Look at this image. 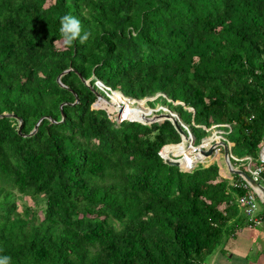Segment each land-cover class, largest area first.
I'll list each match as a JSON object with an SVG mask.
<instances>
[{
    "label": "trees",
    "instance_id": "trees-1",
    "mask_svg": "<svg viewBox=\"0 0 264 264\" xmlns=\"http://www.w3.org/2000/svg\"><path fill=\"white\" fill-rule=\"evenodd\" d=\"M65 15L91 33L85 44L62 46ZM67 67L75 72L60 81L70 90L55 81ZM77 74L94 89L98 80L130 99L154 97L145 103L176 113L194 144L207 132L191 121L228 124L219 129L231 153L253 161L264 141V0H0V114L21 119L17 133V120L0 116V257L203 261L244 223L237 198L246 190L233 186L240 177H221L215 161L165 164L158 151L181 140L171 121L117 123L90 107L97 96L95 105L114 113ZM22 196L33 204L18 209Z\"/></svg>",
    "mask_w": 264,
    "mask_h": 264
},
{
    "label": "built area",
    "instance_id": "built-area-1",
    "mask_svg": "<svg viewBox=\"0 0 264 264\" xmlns=\"http://www.w3.org/2000/svg\"><path fill=\"white\" fill-rule=\"evenodd\" d=\"M108 89V88H107ZM108 91L111 92L110 89H108ZM152 98V97H150ZM148 100V98L146 99ZM173 103V102H172ZM186 109L190 110L191 112L193 111L192 108L190 107H185ZM169 112V111H168ZM174 115V117L176 118V120L179 123V126L182 128L183 132L185 133L186 138L183 139L181 141V143L177 144V143H169V144H165L163 145L160 150L158 151V155L160 158H164V157H168L171 159H184L185 160V165L180 166L179 168L182 170H189L191 169L193 166L196 165V163H200L202 162L201 159L205 160L206 156L202 155L200 153L201 149H206L210 146H212V155H218L222 149L220 146V141H223L224 143H227V145H229V141L224 137V131H222L221 129H219V127H229L228 124H211L210 126L206 127L202 124H194L192 121L190 122L191 126L194 127H200L201 129H203L204 131L208 132L210 130L213 129V133H211L209 136L207 137H202L199 142L197 144L193 143V136L192 133L189 129L188 124L183 123L180 118L178 117V115L172 113ZM217 138L216 142H212L211 144L209 143L211 140ZM178 146L181 145L183 148L180 152L178 153H174L172 151H169L167 153H163V149L166 146ZM229 148V146H227ZM197 156V158L195 157ZM230 159L233 160V162H242L245 161L247 163V165H250L252 162L251 157L249 156H244L243 158H237V157H233L230 155V150H229V162ZM256 165L252 168V169H248L247 166V170H249V175L250 177L256 181V182H261V185L264 187V179L260 176V172L262 171V166L264 165V152H260L256 158ZM195 163V164H194ZM240 177V176H239ZM241 181H235L233 183V186H239L243 189H245V193L240 195L237 198V203L239 204V206L242 208L243 213L246 217L245 221H246V226L249 227H254L255 225H258L261 233L264 237V213H257V204H256V197H261V193H259L258 191H255L245 180L242 179V177H240ZM242 228V226H236L232 228V233H235L236 231H239ZM196 264H204L203 261L198 262Z\"/></svg>",
    "mask_w": 264,
    "mask_h": 264
},
{
    "label": "crops",
    "instance_id": "crops-1",
    "mask_svg": "<svg viewBox=\"0 0 264 264\" xmlns=\"http://www.w3.org/2000/svg\"><path fill=\"white\" fill-rule=\"evenodd\" d=\"M263 143L264 141L260 145L258 154L261 152V148L264 145ZM231 145V142H229V145H227L229 146V150ZM230 155L233 157H237L236 155H233L231 153V150ZM214 156L216 157L215 163L218 166V174L221 177L231 179V176L229 175L231 173L228 172L223 161L219 160L220 158H222V154L219 153L218 155ZM243 157L244 156L237 158L241 159ZM229 163L234 169L241 170L248 176H250L249 170H247V166L248 169H252L256 165L257 161L256 159H254L250 165H247L245 161ZM262 171L264 172V165L262 166ZM258 183L261 184L260 181ZM255 199L257 204V213H264V193H261L260 198L256 197ZM243 219L244 223L243 225H240L242 226V228L239 231H236L235 233H230L231 235H240V237L237 239V243H235L233 247H216L204 258V264H264V237L261 233V230L258 225H255L254 227L246 226V218Z\"/></svg>",
    "mask_w": 264,
    "mask_h": 264
},
{
    "label": "water",
    "instance_id": "water-1",
    "mask_svg": "<svg viewBox=\"0 0 264 264\" xmlns=\"http://www.w3.org/2000/svg\"><path fill=\"white\" fill-rule=\"evenodd\" d=\"M68 71H73L75 72L73 69H71L70 67H67L66 69L62 70L60 73L57 74V76L55 77V81L56 83L64 88V89H67V90H70L65 84H63L61 81H60V76H62L63 74L67 73ZM78 75V74H77ZM79 76V75H78ZM91 78V77H90ZM89 78V79H90ZM79 79L80 81L86 85L87 87H89L88 84H85V82L87 83V81H89V79H84L82 77L79 76ZM100 84H102L100 81H98ZM90 88V87H89ZM92 90V89H91ZM93 91V90H92ZM94 92V91H93ZM95 94V93H94ZM74 101L71 102V103H67L69 105H74L76 102H77V97H76V94H74ZM96 95V94H95ZM97 97V96H96ZM147 98H143L141 99L140 101H145ZM170 101V100H169ZM176 103H180L182 104L181 102H173V104H176ZM61 106V105H60ZM123 107V106H122ZM121 105L117 108V111H116V121L120 120V114H121ZM0 116H10V117H13L17 120V133H20V126H21V119L18 117V116H15L14 114L12 113H3V114H0ZM42 117H40L34 124L32 130L25 134L26 136H29L31 134H33L36 130V127L40 121ZM63 119V115H61V119L58 121H62ZM144 121L142 123L144 124H149L151 122H154V121H161L163 119H168L171 121V123L173 124L174 128L176 129V131L179 133L180 137H181V140L177 143H181V141L183 139L186 138L185 136V133L183 132L182 128L179 126V123L178 121L176 120V118L174 117V115L171 113V112H168V111H165V112H159L158 114H155L153 115L152 117H144ZM23 135V134H22ZM220 146H221V149H222V161L224 163V165L226 166L227 170L229 173L231 174H236L240 177H242L243 180H245L253 189H255L256 191H259L261 193H264V187L259 184L258 182L254 181L250 176H248L246 173H244L243 171L241 170H238V169H234L231 164L229 163V148L227 147V143H224L223 141H220ZM264 144V143H263ZM212 146L206 148V149H201L200 150V153L206 157H210L212 155ZM261 152H264V145L262 146L261 148ZM163 162L167 165H170V166H175V167H180L181 165H185V160L184 159H180V160H177V159H171V158H168V157H164L163 159Z\"/></svg>",
    "mask_w": 264,
    "mask_h": 264
},
{
    "label": "rangeland",
    "instance_id": "rangeland-1",
    "mask_svg": "<svg viewBox=\"0 0 264 264\" xmlns=\"http://www.w3.org/2000/svg\"><path fill=\"white\" fill-rule=\"evenodd\" d=\"M89 79V78H88ZM90 80V79H89ZM92 80H94V79H92ZM92 82V81H91ZM94 82H97V80H94L93 81V83ZM85 84H87L86 82H85ZM95 85L98 87V88H95V90H98V89H101L103 86L102 85H100V84H98V83H95ZM88 89H90L91 90V88H89L88 87ZM103 90L107 93V94H109L110 96H111V93H114V91H108V89H107V87H103ZM92 91V90H91ZM101 91V90H100ZM105 93V94H106ZM116 93L117 94H119V96H120V92H118V91H116ZM121 97V96H120ZM148 98V100H150V99H153L154 97H152V98H150V97H147ZM97 97L96 96H94V101L91 103V105H90V107L91 108H93V109H103V110H105L106 111V113L107 114H109V116L111 115V119L112 120H114V121H116V116H115V114L114 113H109L108 111H107V109L105 108V107H99V106H96L95 105V102L97 101ZM123 100H126V99H124L123 98ZM110 106H111V109H112V111H117V108L120 106V104H121V102H119V103H116L115 105L113 104V100L110 98ZM146 101V100H145ZM145 101H141V102H139V101H135V103L136 102H138L137 104H133V101L132 100H128V104H125V102L123 103V104H125V105H123V107H122V105H121V116L122 117H124V118H129V116H128V112H125V110H124V108H125V106H131L132 107V111H131V114L132 115H134V114H136L135 112L136 111H138V114L140 115L141 114V108H139L140 106H142L146 111H147V115H144V116H147V117H152L153 115H155V114H158V111H160V112H165V111H169L165 106H163V105H160L159 103H156V104H154V107H149L146 103H145ZM114 105V106H113ZM123 113H125V114H123ZM127 114V115H126ZM131 114H129V115H131ZM174 114H176V113H174ZM151 115V116H150ZM183 118H185V116L183 115V117H182V120H184ZM123 120V119H122ZM118 123V122H117ZM211 133H213V129L212 130H210V131H208L207 132V134H206V136L205 137H207V136H209ZM228 136V135H227ZM164 150H166L165 148L163 149V152H164ZM170 151H172V150H170ZM174 153H178V152H174ZM220 154H222V152H220ZM196 158H197V156H195ZM204 159V158H203ZM203 159H201L202 160V162H200L202 165H204V166H207L208 164H210L211 162H213V161H215L216 162V157L215 156H213V155H211L210 157H206V159L205 160H203ZM220 161L222 160V158H220L219 159ZM195 164V163H194ZM16 203H17V207H18V209H20V206H21V202L22 201H24L25 203H26V205H32L33 204V201L28 197V196H22V198L21 199H17L16 198ZM238 212H240V220L242 221L243 220V218H246L245 216H244V213H243V210H242V208L241 207H239L238 208ZM237 224H239V222H236ZM240 225V224H239ZM238 226V225H237ZM233 228V227H232ZM231 228V229H232ZM222 235V237L219 239V242H218V244L216 245V247H220V248H227V247H233L234 246V244L235 243H237V239L240 237V235H237V234H233V235H231V234H225V233H222L221 234Z\"/></svg>",
    "mask_w": 264,
    "mask_h": 264
},
{
    "label": "clouds",
    "instance_id": "clouds-1",
    "mask_svg": "<svg viewBox=\"0 0 264 264\" xmlns=\"http://www.w3.org/2000/svg\"><path fill=\"white\" fill-rule=\"evenodd\" d=\"M59 35H60L61 40H62V46L70 48L73 46L74 42H76V41H79V43L81 45L85 44L89 40L91 33L88 31L82 30L81 22L79 19H77L76 17L71 16V15H65V16L61 17V19H60ZM101 85L103 87H105L103 84H101ZM120 96L124 99L126 98V100L137 101L136 99H130V98L124 97V96H122V94H120ZM145 98H147V97H145ZM139 100H141V99H139ZM169 112L174 113L170 110H169ZM121 120L122 119H120L116 122H120ZM123 120H126V119H123ZM0 264H10V257H7V256L0 257Z\"/></svg>",
    "mask_w": 264,
    "mask_h": 264
},
{
    "label": "bare ground",
    "instance_id": "bare-ground-1",
    "mask_svg": "<svg viewBox=\"0 0 264 264\" xmlns=\"http://www.w3.org/2000/svg\"><path fill=\"white\" fill-rule=\"evenodd\" d=\"M95 83H98V84H100L98 81L97 82H95ZM87 84L89 85V83H88V81H87ZM101 85V84H100ZM89 87L96 93V95H98L102 100H104V102H106L107 104H110V98L113 100V104L115 105L116 103H119L118 101H117V96H119V94H117L116 93V91H114V93H111V96L109 95V94H107L104 90H103V87L101 88V89H98V90H95L91 85H89ZM96 88H98L97 86H96ZM100 90H101V92H103L106 96H107V98L108 99H105L102 95H100L99 94V92H100ZM126 99V98H125ZM137 101H140V100H137ZM135 103V101H133V104ZM138 102H136L135 104H137ZM125 104H128V100H125ZM125 104H120V105H125ZM113 105V106H114ZM111 107V106H110ZM139 108H141V109H144L142 106H140ZM112 110V109H111ZM115 114H116V111H113ZM129 116V118H124V117H122L121 116V114H120V119H126V120H128V121H139V122H143L145 119H144V117H147V116H142V114H140V115H138V116H136V115H128ZM151 116V115H150ZM138 118V119H137ZM139 119H142L143 121H141V120H139ZM217 141V138H215V139H213V140H211L210 141V144L212 143V142H216ZM181 148V149H180ZM182 146L181 145H176V146H166L165 147V149L166 150H164V154L165 153H167V152H169L170 150H172V152H175V150H177V149H179V151L178 152H180L181 150H182Z\"/></svg>",
    "mask_w": 264,
    "mask_h": 264
}]
</instances>
